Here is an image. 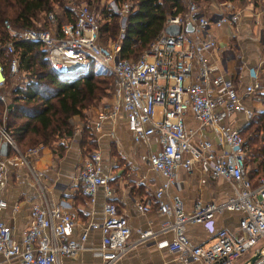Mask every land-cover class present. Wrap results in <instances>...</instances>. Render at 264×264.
<instances>
[{"label": "built area", "instance_id": "obj_1", "mask_svg": "<svg viewBox=\"0 0 264 264\" xmlns=\"http://www.w3.org/2000/svg\"><path fill=\"white\" fill-rule=\"evenodd\" d=\"M67 9L73 17L56 25L52 13L46 14L47 26L39 29L14 30L3 19V28L11 36L0 42V49L10 53L8 75L17 72V57L13 41L40 42L44 58L58 72H72L95 61L109 70L113 104L99 111L91 122L99 130L103 121L124 120L133 142L143 144L145 159L159 181L151 192V200L159 213L170 215L157 229L135 227V236L128 238L127 219L110 201L109 175L102 171V158L96 149L88 151L76 171L75 178L89 202L101 188L106 199L101 204L99 219H86L77 238L69 236L75 225V215L59 203L31 202L28 220L14 237L0 216V254L17 257L24 264H72L60 256L75 257L84 248L89 229L99 231L97 252L100 264H111L129 247L148 241L157 231L170 229L169 240H159L174 252L175 264H240L253 252L257 256L249 264H264V168L250 178L247 174V144L239 130L225 120L241 112L246 118L249 109L241 102L242 94H253L260 88L256 69L246 68L248 82L237 90L232 78L213 67L205 53L216 49V43L206 33L209 23L235 25L238 14L222 13L206 17L197 6L186 0L181 14L169 15L154 40L135 59L117 55V42L102 43L98 22L84 3L70 1ZM122 4L119 13L127 12ZM124 16V15H123ZM174 23L175 34L163 28ZM190 25V30L184 26ZM0 67V88L3 87ZM0 100L4 101L0 94ZM189 114L197 123L193 129L184 124ZM10 155L0 154V191L5 184L8 162L22 160L10 133L0 124V143ZM38 146L28 147L25 154H36ZM24 154V155H25ZM197 169L212 178H221L230 187V195L222 201L193 202L184 211L176 191L178 170L185 173ZM5 202L0 198V207ZM145 210L149 200L138 202ZM222 210L239 212L233 229L216 225L214 214ZM199 222L208 230V237L191 241L185 234L186 223Z\"/></svg>", "mask_w": 264, "mask_h": 264}, {"label": "crops", "instance_id": "obj_2", "mask_svg": "<svg viewBox=\"0 0 264 264\" xmlns=\"http://www.w3.org/2000/svg\"><path fill=\"white\" fill-rule=\"evenodd\" d=\"M185 1V0H184ZM186 2V1H185ZM198 13L212 17L222 13L238 14L235 25L209 23L206 33L216 43V49L205 53L206 60L216 69L232 78L234 87L241 90L248 82L247 67L256 69L260 88L253 94H242L241 102L249 109L250 117L264 108V0H198L194 2ZM185 5V3H184ZM241 112L230 115L226 122L240 129L242 121L247 120ZM241 121V122H240ZM110 124L103 121L96 132L113 131L109 140L116 152L122 157V163L116 159L102 163V171L109 175L108 186L111 191L110 201L124 214L130 227L128 238L135 236V227L157 229L163 220L170 215L159 213L151 200V192L159 181V176L149 168L145 159V147L135 143L125 128L124 120L114 119ZM187 128L193 129L197 123L187 114L184 118ZM68 147L58 158H54L49 148L42 146L37 154L30 155L29 161L33 171L28 175L20 168L6 170L5 184L0 191V198L5 205L0 207V216L10 228L14 237H18L20 229L28 220L27 210L31 202L59 203L63 208L74 213L76 221L69 234L77 238L78 231L86 219L101 217V204L106 197L101 188L89 202L75 178L76 166L82 160L83 152L77 149L75 140H67ZM10 152L6 147V154ZM102 156V155H101ZM102 159L106 158L102 156ZM13 164H16L13 162ZM9 168V167H7ZM31 176V177H30ZM32 178L34 183L32 182ZM179 194L183 210L192 207L193 202L222 201L230 195L229 185L221 178H212L208 174L193 169L189 173L178 170L176 174ZM149 200L145 210L138 208V202ZM237 210H222L214 214L216 225L229 229L235 226ZM185 234L193 242H200L208 237V230L199 222L186 223ZM170 229L157 231L151 239L138 242L129 247L111 264H175L174 252L166 245L157 244L159 240H169ZM99 231L89 229L84 239V248L72 258L60 256L61 260L72 264H100L97 252ZM0 264H24L17 257L4 258L0 254Z\"/></svg>", "mask_w": 264, "mask_h": 264}, {"label": "trees", "instance_id": "obj_3", "mask_svg": "<svg viewBox=\"0 0 264 264\" xmlns=\"http://www.w3.org/2000/svg\"><path fill=\"white\" fill-rule=\"evenodd\" d=\"M70 1L81 3L79 0H68L66 4L60 0H0V42L11 37L3 28V19L8 20L14 30L39 29L47 26L46 14L50 12L56 18V25H59L73 17L66 6ZM83 1L89 6L96 0ZM113 1L120 4L124 0ZM127 1L130 5L122 26H119L117 12L108 8L100 9L102 21L98 24V35L118 43L119 57L135 59L154 40L167 16L184 12L186 0ZM54 4L61 8L58 14L51 10ZM38 19L41 21L35 24ZM13 47L17 57V72H23L25 80L8 91L9 100L4 106H1L0 101V121L4 118V124H1L22 149L32 144L49 146V142L58 143L57 150L50 148L54 158H58L64 148L59 139H67L73 132L69 118L73 115L81 118L83 107L102 94L109 79L94 72L92 62L72 72L55 71L44 58L45 50L40 42L15 40ZM9 58L10 53L0 49V67L4 79L0 92L6 88L7 79L11 77L7 73ZM246 126L252 127L249 132L251 142L257 143L254 148L256 164L247 171L248 176L253 178L264 168V108L253 113ZM87 136L90 137V133ZM244 140L250 151L249 140ZM83 143L82 140L80 144Z\"/></svg>", "mask_w": 264, "mask_h": 264}, {"label": "rangeland", "instance_id": "obj_4", "mask_svg": "<svg viewBox=\"0 0 264 264\" xmlns=\"http://www.w3.org/2000/svg\"><path fill=\"white\" fill-rule=\"evenodd\" d=\"M67 1L68 0H60V2H62L63 4H66ZM79 1L81 3L84 2L83 0H79ZM122 4H126V7L128 8L130 5V2L127 0H124L120 4H115L113 0H96L93 3H89L88 7L95 14L96 19L98 21V24L102 21V14L100 13V9L101 8H105V9L108 8L111 11L118 13V15H119L118 23H119V26H122L123 20H124L123 15H125V13H126V12L119 13V10L122 7ZM51 10H52V12H55L58 14L61 11V8L57 4H54L52 6ZM39 15H41V14L39 13ZM40 21L41 20L38 19L37 21H35V24L39 23ZM99 40L102 43H106V44H110L113 41L109 38L102 39L101 37H99ZM89 62H92L93 71L101 73L104 76H107L109 79V82H108V85L104 89H102V94L98 98L88 102L83 107L81 118L78 115H73L69 118V123L73 127V130H72L73 132H72L71 136L68 137L67 139H63V140L59 139L63 143L61 145L64 146L62 151L64 153L66 147H68V141L67 140H70L73 137V140L77 141L76 146H77V149H79V151L81 153L83 152V154H85L86 152H88L92 149H96L100 152V155H102L106 158L105 160L102 159V163H104V162L106 163L107 158H108V160H110V159H113V157H114L116 159V162L121 164L123 162L121 160L122 157L119 156V153L116 152V149L114 148L113 143L109 140V138L112 137L113 131L110 129L108 132H102L103 134L107 133V136L103 135L102 137H100L99 134L96 133L98 130H94L93 127H91V122L95 119L96 114L99 111H104L109 105L111 106L113 104L114 100L112 97V85H111L112 77H111L109 70L102 67L101 65H99L95 61H89ZM7 80L8 81L6 83L7 84L6 88L5 89L3 88V90H1V92H0V94L3 95V99H4V101L0 100L1 104H2L1 106H4L9 100V94H8L9 92L8 91L11 88H13L15 86V84H20V82L25 80V76H24L23 72H17L15 74L11 75V77H9ZM252 115L250 117H248L247 120H245L244 122L242 121V123L240 124V127H239L242 137L247 138L249 140L247 142L249 143L248 145H249L250 151H248V146L246 149V153H247L246 163H247L248 169L254 167V165L256 164V161H257L256 157H254L255 156L254 148H256L257 143H252L251 137L249 135V132H251L252 127L246 126V124L248 123V121L252 117ZM1 122L4 124V118L3 117L0 121V124H1ZM112 123L113 122H111L110 124H112ZM89 133H90L91 138L87 136V134H89ZM91 139H92V141H91V143H89L88 141H90ZM82 140L84 141V143L80 144V142ZM15 144H16V147L18 150V154L16 153V155L17 156L19 155L21 157L23 156V159L25 160V162H20L22 160H20V161L14 160V161L8 162L7 167H9V168H7L6 170L10 172L13 168H20L25 173H27L29 175L30 172L33 171V168L30 166L29 156L34 155V154H25V151L28 147H32V146H38V148L40 149L42 147V145L32 144V145L27 146L26 148L22 149V146L20 144H18L16 142H15ZM57 144L58 143H50L49 142V146L47 145L46 147L49 149L51 148V149L57 150ZM102 156H101V158H102ZM83 157H84V155H82V159H83ZM81 161L82 160H80L78 162V164L76 166V171L79 168V166L81 165ZM13 162L16 164H13ZM32 182H33V184H35L33 178H32Z\"/></svg>", "mask_w": 264, "mask_h": 264}, {"label": "water", "instance_id": "obj_5", "mask_svg": "<svg viewBox=\"0 0 264 264\" xmlns=\"http://www.w3.org/2000/svg\"><path fill=\"white\" fill-rule=\"evenodd\" d=\"M184 29L185 30H190V25L189 24H186L184 26ZM164 32L167 33V34H175L178 32L179 30V26L177 24H174V23H170V24H167L164 26L163 28ZM0 154L4 155L6 154V145L4 142H1L0 143ZM257 256V253L256 252H253L251 253L247 258H246V261H243L242 263L240 264H249L255 257Z\"/></svg>", "mask_w": 264, "mask_h": 264}]
</instances>
